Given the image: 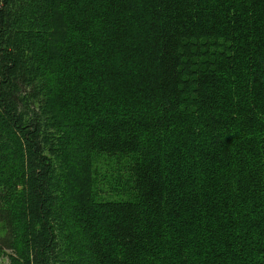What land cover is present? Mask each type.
I'll return each instance as SVG.
<instances>
[{"label": "trees", "instance_id": "obj_1", "mask_svg": "<svg viewBox=\"0 0 264 264\" xmlns=\"http://www.w3.org/2000/svg\"><path fill=\"white\" fill-rule=\"evenodd\" d=\"M0 256L264 264V0H0Z\"/></svg>", "mask_w": 264, "mask_h": 264}, {"label": "rangeland", "instance_id": "obj_2", "mask_svg": "<svg viewBox=\"0 0 264 264\" xmlns=\"http://www.w3.org/2000/svg\"><path fill=\"white\" fill-rule=\"evenodd\" d=\"M97 164H98L97 165L98 171H100V172H103V171H105L108 168V164H106V160L103 157H101L99 159V161L97 162ZM100 185L105 188V186H107V182L100 183ZM109 194L110 193H108V192L107 193H104V195L106 197H111ZM112 197H115L116 198L118 196L117 195H113ZM0 264H8L7 258L6 257H3V256H0Z\"/></svg>", "mask_w": 264, "mask_h": 264}, {"label": "bare ground", "instance_id": "obj_3", "mask_svg": "<svg viewBox=\"0 0 264 264\" xmlns=\"http://www.w3.org/2000/svg\"><path fill=\"white\" fill-rule=\"evenodd\" d=\"M134 35V34H133Z\"/></svg>", "mask_w": 264, "mask_h": 264}]
</instances>
